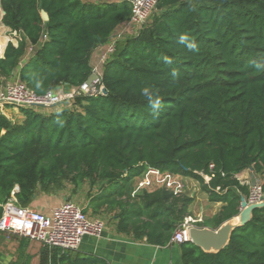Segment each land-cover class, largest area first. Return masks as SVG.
Here are the masks:
<instances>
[{
	"label": "trees",
	"instance_id": "1",
	"mask_svg": "<svg viewBox=\"0 0 264 264\" xmlns=\"http://www.w3.org/2000/svg\"><path fill=\"white\" fill-rule=\"evenodd\" d=\"M1 5L3 24L22 36L0 57V86L18 71L40 95L87 82L94 51L133 13L128 0ZM101 84L105 93L51 111L21 108V121L0 113V218L14 191L29 207L70 185L71 196L85 192L86 212L115 213L120 232L166 246L194 199L167 186L138 192L134 180L151 170L191 177L223 202L195 225L218 229L239 216L250 187L238 175L251 169L264 179V0H159L141 29L118 41ZM180 245L183 264H264V206L218 252Z\"/></svg>",
	"mask_w": 264,
	"mask_h": 264
},
{
	"label": "crops",
	"instance_id": "2",
	"mask_svg": "<svg viewBox=\"0 0 264 264\" xmlns=\"http://www.w3.org/2000/svg\"><path fill=\"white\" fill-rule=\"evenodd\" d=\"M1 10L3 18V9L1 8ZM2 18H0L1 22ZM3 26L6 30L10 29L4 24ZM15 34L19 35V37L15 42H12L17 45L22 35L17 32H15ZM9 42L10 41L7 40L4 49L0 51V57L4 56L5 49ZM103 47L104 45H100L94 51L91 59L93 67L100 65V53ZM29 56H31L30 53H27L25 59ZM105 65L106 64L100 65L101 70H99L102 73ZM18 77L19 72L17 71L14 79ZM57 107H59V105L47 108L45 111H51ZM3 114L12 121H21L24 119L21 110L14 107H7L3 110ZM251 172V169H246L242 171L238 177L243 180L247 178ZM144 177L147 184L145 187L143 186V188L137 187L138 192L144 189L167 186L184 191L190 197H193L194 200L190 205L189 216L194 218H201L203 220L208 216L218 213L223 206V202L221 201L209 200L208 193L202 190L200 183L191 177L163 174L156 170H151L137 179L141 181V178ZM14 193L15 191L9 203L5 205V212L20 206L17 204V200L15 202L16 198ZM65 193L66 190L56 194L59 195L60 201H58V197H55L56 195H40L30 207L49 213L54 207L60 206L68 199L67 197L69 195H64V199L61 200L62 194ZM84 193V191H80L72 195L70 199L73 200V197H76V195H83ZM83 199V202L73 201L87 208L89 201L86 195H84ZM87 213L93 217L99 216L106 219V229L101 237L86 236L77 251L64 252L60 248L48 247L26 237H21L19 235L8 236L0 232V264H78V262L75 263V261L89 257L100 258L108 264H183L180 243L172 242L166 246L153 245L149 243L146 238L137 239L132 234L120 232L117 228L118 220L115 217V213L103 212L99 215H94L91 210Z\"/></svg>",
	"mask_w": 264,
	"mask_h": 264
},
{
	"label": "built area",
	"instance_id": "3",
	"mask_svg": "<svg viewBox=\"0 0 264 264\" xmlns=\"http://www.w3.org/2000/svg\"><path fill=\"white\" fill-rule=\"evenodd\" d=\"M133 9L131 19L122 24L111 36L110 41L102 49V59L106 64L116 51L118 41L122 40L125 31L138 32L149 20L156 9L159 0H128ZM46 38V36H44ZM117 42V43H116ZM34 47H30L33 52ZM98 78L93 86L84 82L71 91H49L44 95L36 93L28 87L20 77L0 86V113L7 107L27 108L32 106L52 107L61 104L66 99H71L81 94L97 95L103 94L104 85L101 84L102 72L99 67H94ZM214 165L211 164L213 169ZM252 177L241 180L249 185L250 192L245 198L248 204L264 202V179L252 172ZM207 181L211 176L204 175ZM142 186L147 184L141 182ZM140 184V186H141ZM220 191V187L217 188ZM16 202V199H15ZM243 208L241 207V210ZM201 218L187 216L174 233L172 242L183 243L190 241L189 230ZM106 219L99 216H90L80 204L68 200L60 206L54 207L51 212L45 213L32 207H21L7 211L0 218V232L11 235L26 237L32 241L40 242L48 247L60 248L62 250L77 251L86 236L101 237L106 229Z\"/></svg>",
	"mask_w": 264,
	"mask_h": 264
},
{
	"label": "water",
	"instance_id": "4",
	"mask_svg": "<svg viewBox=\"0 0 264 264\" xmlns=\"http://www.w3.org/2000/svg\"><path fill=\"white\" fill-rule=\"evenodd\" d=\"M5 11L3 10V15ZM42 18L44 21H49L50 16L46 10H42ZM98 78L97 73L93 72L87 83L93 86V82ZM106 89L104 88V92ZM19 187H17V190ZM242 210L238 217L224 223L218 229H211L208 227H199L194 225L189 230V236L197 246L201 247L207 252H218L228 245L233 230L239 226L247 223L252 218L253 210L264 206V202L248 204L245 197L242 198Z\"/></svg>",
	"mask_w": 264,
	"mask_h": 264
},
{
	"label": "rangeland",
	"instance_id": "5",
	"mask_svg": "<svg viewBox=\"0 0 264 264\" xmlns=\"http://www.w3.org/2000/svg\"><path fill=\"white\" fill-rule=\"evenodd\" d=\"M0 3H1V0H0ZM1 5V4H0ZM1 8H2V5L0 6V18H2V10H1ZM3 22H1V20H0V41H6L7 42V40L8 41H13V42H15V40L19 37V35H16L15 34V32H13V31H11L10 29H8V30H6V28H4V26H3V24H2ZM135 33H137V32H131V30L129 29L128 31H125V34L123 35V37H130V36H133ZM16 37V38H15ZM4 39V40H3ZM117 43V42H116ZM30 53V55L33 53L32 51H30V48H29V51H28V54ZM102 52L100 53V65H103L104 64V62H103V59H102ZM100 65H97V67H99V69L101 70V67H100ZM14 80V79H13ZM12 81V80H11ZM9 82V81H8ZM62 103H65V104H68V105H70L71 103H70V101H64V102H62ZM253 175H255V174H253L252 172L249 174V176L248 177H252ZM146 182V180H145V177L144 178H141V181H139V179H135L134 180V183H135V185H137L136 187H138V188H143V184H141V182ZM140 184H141V186H140ZM87 186V185H86ZM72 187V186H71ZM71 187H70V185L69 186H67V188H69L68 190H66V193L65 194H62V196H61V200H63L64 199V195L65 196H67V195H70L71 196V194H69V192H71ZM145 187V186H144ZM87 188H88V186H87ZM84 195H85V193L83 194V195H76V197H73V200H75V201H78V202H83L84 201ZM55 197H58L57 199H58V201H60V197H59V195H56Z\"/></svg>",
	"mask_w": 264,
	"mask_h": 264
},
{
	"label": "clouds",
	"instance_id": "6",
	"mask_svg": "<svg viewBox=\"0 0 264 264\" xmlns=\"http://www.w3.org/2000/svg\"><path fill=\"white\" fill-rule=\"evenodd\" d=\"M181 39H182V41L187 42V47H188L189 49H194V48H196V44H195L194 42L190 41L188 37L183 36V37H181Z\"/></svg>",
	"mask_w": 264,
	"mask_h": 264
},
{
	"label": "bare ground",
	"instance_id": "7",
	"mask_svg": "<svg viewBox=\"0 0 264 264\" xmlns=\"http://www.w3.org/2000/svg\"><path fill=\"white\" fill-rule=\"evenodd\" d=\"M5 44H6V41H0V49H1L0 51H2V49H4Z\"/></svg>",
	"mask_w": 264,
	"mask_h": 264
}]
</instances>
